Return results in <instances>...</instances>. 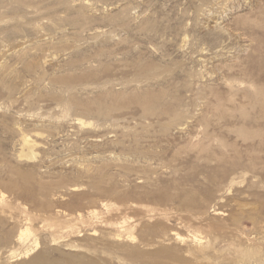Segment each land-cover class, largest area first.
Masks as SVG:
<instances>
[{"label": "rangeland", "instance_id": "1", "mask_svg": "<svg viewBox=\"0 0 264 264\" xmlns=\"http://www.w3.org/2000/svg\"><path fill=\"white\" fill-rule=\"evenodd\" d=\"M0 264H264V0H0Z\"/></svg>", "mask_w": 264, "mask_h": 264}, {"label": "bare ground", "instance_id": "2", "mask_svg": "<svg viewBox=\"0 0 264 264\" xmlns=\"http://www.w3.org/2000/svg\"><path fill=\"white\" fill-rule=\"evenodd\" d=\"M27 137V136H26ZM25 138V137H24ZM25 140H27V139H25ZM196 240V239H195Z\"/></svg>", "mask_w": 264, "mask_h": 264}]
</instances>
